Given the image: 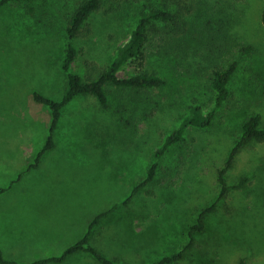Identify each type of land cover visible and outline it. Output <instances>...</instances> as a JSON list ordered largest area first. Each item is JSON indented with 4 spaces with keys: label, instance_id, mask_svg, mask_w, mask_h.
Instances as JSON below:
<instances>
[{
    "label": "rangeland",
    "instance_id": "374dc122",
    "mask_svg": "<svg viewBox=\"0 0 264 264\" xmlns=\"http://www.w3.org/2000/svg\"><path fill=\"white\" fill-rule=\"evenodd\" d=\"M78 1L15 0L0 9V188L11 186L0 194V246L19 261L60 255L97 214L112 210L91 243L119 264H151L182 249L201 209L218 197V170L245 116L260 112L264 121V0H201L183 36L175 42L154 36L149 44L145 63L165 71V86L134 93L109 83L106 107L83 94L63 109L55 147L30 167L52 122L34 93L61 99L67 91L65 28ZM143 3L125 0L113 12L94 14L92 31L76 40L73 72L87 78L94 73L88 63L110 64ZM163 45L164 60L155 57ZM235 60L232 95L212 124L189 126L185 140L160 158L154 179L135 190L190 104L213 109V70ZM137 70V62L128 63L119 75ZM245 176V185L209 214L193 248L172 264H264V141L243 148L226 174L232 184ZM49 264L92 263L78 257Z\"/></svg>",
    "mask_w": 264,
    "mask_h": 264
},
{
    "label": "trees",
    "instance_id": "16d2710c",
    "mask_svg": "<svg viewBox=\"0 0 264 264\" xmlns=\"http://www.w3.org/2000/svg\"><path fill=\"white\" fill-rule=\"evenodd\" d=\"M15 0H0V9L7 3ZM20 1V0H16ZM125 0H80L76 4L74 10L67 18L65 39H64V55L61 61V67L68 77V88L61 99L49 97L41 92L36 91L34 98L36 101L47 105L52 112V122L49 127V134L44 145L39 149L36 160L30 167H37L41 163L44 155L56 145L54 131L58 127L63 115V109L72 101H75L83 94H91L98 98L103 106H108V95L106 85L111 83L120 86L123 89H129L134 93H139L145 90L161 88L168 81L165 71L160 67L154 68L148 66L150 55L148 53L149 44L154 36H157L162 42L166 40V34L170 35V39L175 42L183 36L190 28L189 16L192 15L200 4L201 0H145L138 12V20L136 27L132 30L130 38L117 49V53L110 64L103 68L97 65L94 68L92 62L88 63L89 68L94 71L84 78L82 75L73 72L72 65L77 59L78 49L76 40L89 34L92 31L90 27V19L94 14L105 11L113 12L121 6V2ZM142 2L143 0H134ZM264 23V11L262 14ZM212 27V26H208ZM249 50L252 47L248 45ZM165 46H159L156 58H163L162 53H165ZM176 56H172L175 59ZM138 64V70L127 76L121 77L119 71L128 63ZM147 62V63H145ZM239 60L232 61L226 66L216 67L213 70L211 85L215 90V104L211 111L205 112L201 103L193 101L190 104L189 114L183 118L180 124L166 137L162 145L154 152V161L149 166L146 178L135 186V190L143 185L151 182L156 176L159 160L169 149L185 140V131L189 126L205 128L212 124L215 112L229 101L232 88V80L238 71ZM264 64V63H263ZM92 65V66H91ZM98 76L95 78V73ZM185 74H183L184 76ZM264 141V121L263 116L259 112H254L249 116H245L242 125L241 133L236 140L235 145L231 149L228 158L222 168L218 170V180L220 184V193L215 201L210 205L203 207L188 231L189 241L182 249L165 255L161 259L151 264H172L183 259L189 250L193 248L196 242L197 235L203 233L207 229V218L210 213L214 212L219 203L226 199L233 189H240L245 185L247 177L241 178L238 183H229L226 177L228 169H230L238 153L251 144L252 142ZM11 186L0 188V194L7 191ZM230 211L229 209H227ZM112 210H107L97 214L89 223V227L85 235L68 246L62 254L53 255L45 258H40L30 262L19 261L8 258L0 246V264H49L62 263L70 255L86 251L91 253L97 260L103 264H119L113 259L107 257L103 252L98 250L91 243V236L94 228L101 222L102 218L108 215ZM244 260H242V263Z\"/></svg>",
    "mask_w": 264,
    "mask_h": 264
},
{
    "label": "crops",
    "instance_id": "0c3cea01",
    "mask_svg": "<svg viewBox=\"0 0 264 264\" xmlns=\"http://www.w3.org/2000/svg\"><path fill=\"white\" fill-rule=\"evenodd\" d=\"M79 239H81V238H79ZM78 240H76V241H78ZM75 242H73V243H75ZM78 257L79 258L80 257L83 258V262L86 261V262H91L92 264H103L102 262L97 260L91 253H89V252L83 253V251H80V252H77V253H74V254L70 255L66 260L71 259V261H72L73 259H77Z\"/></svg>",
    "mask_w": 264,
    "mask_h": 264
}]
</instances>
